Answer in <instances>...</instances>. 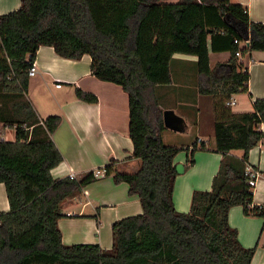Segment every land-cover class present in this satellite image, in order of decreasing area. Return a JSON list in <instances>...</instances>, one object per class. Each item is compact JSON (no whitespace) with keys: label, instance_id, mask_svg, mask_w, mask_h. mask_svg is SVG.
<instances>
[{"label":"trees","instance_id":"obj_1","mask_svg":"<svg viewBox=\"0 0 264 264\" xmlns=\"http://www.w3.org/2000/svg\"><path fill=\"white\" fill-rule=\"evenodd\" d=\"M230 51L231 74L214 79L210 48ZM249 41L240 48L234 41ZM54 48L63 59H92L98 80L128 94L134 173L105 168L115 183H126L142 214L116 221L113 248L65 245L58 222L61 204L95 181L54 179L51 171L63 157L52 136L61 117L40 119L29 102L19 104L23 118L7 121L15 141L0 139V184L10 204L0 213V264H251L256 249H247L229 224V210L242 206L246 216L264 219L254 205L245 176L250 151L264 141V99L254 112L235 115L227 103L247 91L248 71L236 52H264V24L250 20L247 9L232 0H21V8L0 15V85L26 91L28 71L40 47ZM198 59L200 93L215 99V151L223 155L209 192L195 191L189 213L176 211L173 195L178 176L174 159L182 150L163 141L166 131L156 88L172 84L174 55ZM77 99L95 104L96 96L76 89ZM18 97L23 93H14ZM243 152L241 159L232 151ZM194 164L190 153L186 168Z\"/></svg>","mask_w":264,"mask_h":264},{"label":"crops","instance_id":"obj_2","mask_svg":"<svg viewBox=\"0 0 264 264\" xmlns=\"http://www.w3.org/2000/svg\"><path fill=\"white\" fill-rule=\"evenodd\" d=\"M179 0H165L177 3ZM247 9L250 20L264 24V0H232ZM21 8V0H0V15H7ZM245 47L243 43L237 45ZM210 48V66L214 79L220 81L231 74L229 65L234 57L230 51L215 52ZM194 56L176 54L171 60L172 84L156 88L161 109L172 110L186 123L184 133L166 128L163 141L166 145L182 149L174 165L185 167L175 180L173 202L177 212L189 213L195 191L209 192L217 176L223 155L215 151L214 127L216 123L215 99L200 93L201 77ZM35 62L38 73L30 78L26 91L0 85V139L15 141V128L7 121H19L24 111L23 102H29L40 119L61 117V123L52 136L63 161L51 171L54 179L70 178L81 181L98 169H105L112 160L117 161L115 171L134 173L140 161L134 157V144L130 138V102L122 87L98 80L91 72L92 59L85 55L80 60L58 56L52 47L39 48ZM242 70L248 71L247 91L234 95L227 106L235 115L254 112L256 100L264 99V52H250L237 57ZM62 85L57 88V85ZM76 89L97 97L95 104L76 97ZM14 93H23L18 97ZM234 102V105L231 103ZM264 133V122L259 126ZM12 132V133H11ZM201 140V141H199ZM194 164L186 168L190 153ZM231 157L241 159L243 152L232 151ZM247 166L260 172L253 188L255 206L264 209V141L253 148ZM10 204L6 187L0 184V213L8 212ZM137 196L129 194L126 183H115L114 173L95 179L75 196L61 204L64 215L58 222L65 245H99L110 251L112 226L116 221L142 214ZM229 224L238 231L241 245L256 249L251 264H264V219L246 216L242 206L229 210ZM113 235V234H112Z\"/></svg>","mask_w":264,"mask_h":264},{"label":"built area","instance_id":"obj_3","mask_svg":"<svg viewBox=\"0 0 264 264\" xmlns=\"http://www.w3.org/2000/svg\"><path fill=\"white\" fill-rule=\"evenodd\" d=\"M234 43L236 45H240L241 43H243L246 46V44H248L249 41L238 42V40H235ZM235 55H236V57H241L242 56V51L238 50ZM37 73H38V66H37V64H36V62L34 60L33 62H31V67H30V69L28 71V76L30 78H33V77H35L37 75ZM61 87H62L61 83L57 85V88H61ZM231 105H234V102H232ZM199 141H201V140H199ZM106 175H107V171L104 168L103 169H98V170L93 172V176H94L95 179H100V178H102V177H104ZM245 176L248 179L249 186L253 189V188L256 187L258 179L260 178L261 174H260L259 171H257V170H255V169H253V168L248 166L247 169H246V172H245ZM70 179L71 180H76V176L72 174L70 176Z\"/></svg>","mask_w":264,"mask_h":264},{"label":"water","instance_id":"obj_4","mask_svg":"<svg viewBox=\"0 0 264 264\" xmlns=\"http://www.w3.org/2000/svg\"><path fill=\"white\" fill-rule=\"evenodd\" d=\"M165 127L177 133H184L186 130V123L183 118L178 116L172 110H166L163 112ZM177 173L183 174L185 167L181 164L176 166Z\"/></svg>","mask_w":264,"mask_h":264},{"label":"rangeland","instance_id":"obj_5","mask_svg":"<svg viewBox=\"0 0 264 264\" xmlns=\"http://www.w3.org/2000/svg\"><path fill=\"white\" fill-rule=\"evenodd\" d=\"M12 133V132H11ZM110 246H111V248H112V246H113V235L111 234V236H110ZM112 250V249H111Z\"/></svg>","mask_w":264,"mask_h":264}]
</instances>
